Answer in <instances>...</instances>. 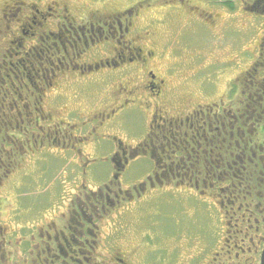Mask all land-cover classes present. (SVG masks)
<instances>
[{
	"label": "flooded vegetation",
	"instance_id": "1",
	"mask_svg": "<svg viewBox=\"0 0 264 264\" xmlns=\"http://www.w3.org/2000/svg\"><path fill=\"white\" fill-rule=\"evenodd\" d=\"M176 1L157 7L163 28L148 0H0V264H263L264 32L253 51L242 48L247 57L213 51L204 77H217L202 88L203 53L183 38L198 5ZM241 2L264 26V0ZM200 8L212 32L222 26ZM229 65L232 88L219 92ZM132 109L142 113L138 136L122 127ZM141 157L150 170L126 179ZM102 159L110 172L97 180ZM35 167L41 180L72 170L61 181L76 184L64 192L66 223L44 221L36 191H6L20 181L14 172ZM159 188L197 198L194 255L135 229Z\"/></svg>",
	"mask_w": 264,
	"mask_h": 264
},
{
	"label": "rangeland",
	"instance_id": "2",
	"mask_svg": "<svg viewBox=\"0 0 264 264\" xmlns=\"http://www.w3.org/2000/svg\"><path fill=\"white\" fill-rule=\"evenodd\" d=\"M167 1L172 4L177 3L176 0H148L147 3L144 2L146 5L158 4L155 5V7L152 6L151 8V10L154 11L151 14L158 15L161 18L160 20H156L158 23L163 22V15L159 12L161 9L158 10L157 7H163L160 3ZM122 2L126 3V0H122ZM236 2L237 4H240V8L235 11H231L226 5H224L223 0H186V3H189L190 5H198V16H195V14L188 15L191 20V28L183 37L186 41L191 43L192 46L190 47H195L197 43L194 44V42L198 41V53H203L202 56L204 59L199 61L198 64V67H202L203 69V78L201 77V73V78L199 77V84L197 86L200 85L202 88L209 85L212 86L211 81L217 77V74H215V77H212L211 80H207V78L205 79L204 77L207 75L211 78V72H213L211 71V68L213 67H210L209 63L212 62L211 54L213 51L219 52V56L221 57L220 59L223 60L226 58H237L238 53L243 57H247L248 54L242 51V48H249L253 51L258 46L260 38H262L261 35L264 32V26L262 25L263 20L260 19L263 18L260 17L259 19L256 15L248 16L244 13L246 10L244 9L242 2L239 3V0H236ZM178 3L182 4L179 0ZM110 5L111 2L108 3V6ZM199 6L204 8L211 15V18L212 20H215L216 25L219 24V26H222L217 30L213 27L214 31L212 32V23L203 16V10ZM147 11L148 10H145L144 13H142L141 19L148 17ZM176 24H178V22L174 21L170 25ZM162 26L164 28V22L162 23ZM161 31H163V29H161ZM226 52L229 54H226ZM204 67L207 69L204 70ZM224 68H227L228 73H223L221 81L218 80L219 82H217V84H219V87L217 85L219 92H221L224 88H226V91L229 92L232 88V82L226 83V80L237 74L236 71L229 72L231 65ZM236 85L238 86L237 82ZM207 92H209L208 88H204V94ZM199 93L200 92H198V94ZM141 118L142 113L139 109L126 110L121 116L122 127L134 136H138L141 130V125H139V120ZM142 128H144V126H142ZM103 141L102 144L107 143L108 150L112 143L111 140L107 139ZM51 162L56 165L55 160ZM101 163L102 164L95 165L92 170L93 177L97 180L100 176L104 177V173H107L108 176V173L110 172L109 162L102 159ZM151 164L150 160L145 157H141L139 160L135 161L131 167H129V171L125 175L126 179H136L146 175L151 168ZM63 169V167H60L58 169V173L56 172L58 175L54 176L50 180H41L38 177L39 173H42V168L35 167L33 171L30 169H26L24 171L18 169L14 173L17 175L19 174L20 181L8 183V190L6 191L10 192L12 197L17 196L15 192H29L25 196L30 197L32 196L31 191H36L33 196L35 195L40 197L41 200L38 201L41 205L48 207L45 208L49 212L44 214V221L46 222L52 219L55 223L62 225L66 223L68 219L67 216H69L68 210L70 207L69 199L63 198L66 194L64 192L71 190L73 185H76L73 183L70 185L62 184L61 181L64 180L66 176L70 175L72 171H67L68 168H65L66 171L64 172ZM29 176L32 177L29 179ZM40 185H42V189L40 188ZM153 193L155 194L146 202H141V205H143L144 208L137 211L139 218L135 221V229H139L141 226H148L153 229L152 231L155 234V239L162 240V242H168L172 246L185 244L187 248L186 255H194L195 248L192 247L190 253L187 241L190 239L198 241L197 198L188 196L187 193L179 191L178 189L161 190L159 188L153 191ZM23 200L28 201L29 199ZM110 219L112 218H106L101 221V224H103L102 231L104 236L110 235L113 232V230H111V226L109 227L107 225L112 223ZM140 232L143 234L145 230ZM134 239L135 242H139L140 236H134ZM182 248L183 247H181V249Z\"/></svg>",
	"mask_w": 264,
	"mask_h": 264
},
{
	"label": "trees",
	"instance_id": "3",
	"mask_svg": "<svg viewBox=\"0 0 264 264\" xmlns=\"http://www.w3.org/2000/svg\"><path fill=\"white\" fill-rule=\"evenodd\" d=\"M223 3H224V5L228 6L231 9H236V5H237L236 0H223ZM262 71H264V68L259 69V73H262ZM262 76L264 77V74H262ZM260 81H261V83L264 82V78H260L259 82ZM258 110H259V108H258Z\"/></svg>",
	"mask_w": 264,
	"mask_h": 264
},
{
	"label": "water",
	"instance_id": "4",
	"mask_svg": "<svg viewBox=\"0 0 264 264\" xmlns=\"http://www.w3.org/2000/svg\"><path fill=\"white\" fill-rule=\"evenodd\" d=\"M263 264H264V260H263Z\"/></svg>",
	"mask_w": 264,
	"mask_h": 264
}]
</instances>
